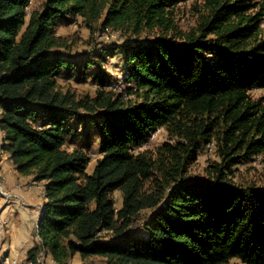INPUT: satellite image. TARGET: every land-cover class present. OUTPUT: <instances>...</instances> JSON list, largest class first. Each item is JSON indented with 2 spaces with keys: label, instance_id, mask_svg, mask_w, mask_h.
Wrapping results in <instances>:
<instances>
[{
  "label": "trees",
  "instance_id": "1",
  "mask_svg": "<svg viewBox=\"0 0 264 264\" xmlns=\"http://www.w3.org/2000/svg\"><path fill=\"white\" fill-rule=\"evenodd\" d=\"M186 1L44 0L30 12L32 0H0L1 149L45 188L27 260L264 264V189L232 179L242 162L264 165V103L251 97L264 89V0H206L182 33L167 9ZM78 18L164 33L74 54L57 30ZM110 56L120 57L126 95L58 88L91 79L105 89ZM162 128L171 141L157 156L140 151ZM213 140L208 177H189Z\"/></svg>",
  "mask_w": 264,
  "mask_h": 264
},
{
  "label": "rangeland",
  "instance_id": "2",
  "mask_svg": "<svg viewBox=\"0 0 264 264\" xmlns=\"http://www.w3.org/2000/svg\"><path fill=\"white\" fill-rule=\"evenodd\" d=\"M44 0H32L29 11H38ZM206 0H187L179 3L173 8H168L169 17L173 23L178 27V31L182 33L189 32L195 29L200 22L202 16L206 13ZM264 30V22H263ZM164 33L160 28L154 30H144L141 35L133 33L132 30H116L114 28L104 29L100 23L94 25L92 28L88 27L83 19L78 18L76 22L70 25L62 26L57 30V35L60 41L66 44V49L74 54H92L94 51H104L110 46L118 45L124 42L133 43L134 40L154 39ZM176 32L167 34L169 38L175 37ZM105 68L110 75L109 84L105 89L99 84L94 83L91 79L87 82H78L77 80L60 79L59 89L63 92H69L77 98L95 97L98 90H105L106 92L123 93L126 95L125 86L122 79L123 70L121 68L120 57H108ZM254 100H262L264 103V89L255 90L251 93ZM124 99L127 97L124 96ZM171 141L170 135L166 129H159L152 135L149 141L140 149L149 155L157 156L160 146L165 142ZM210 144V146H208ZM94 158L89 165L88 172H92L93 166L96 162ZM219 160L218 156V142L213 140L211 143H206L200 150L196 160L190 162L188 168V176L193 178L208 177L207 169L211 164ZM238 170L235 177H232L235 183L242 185L255 186L264 189V165L262 157H257L250 162H242L237 166ZM115 200L117 207L121 205V193H115ZM33 233H36V227L33 225ZM6 257V256H5ZM71 264H106L102 258H90L86 261H81L76 257ZM229 264H242L239 260H232Z\"/></svg>",
  "mask_w": 264,
  "mask_h": 264
},
{
  "label": "crops",
  "instance_id": "3",
  "mask_svg": "<svg viewBox=\"0 0 264 264\" xmlns=\"http://www.w3.org/2000/svg\"><path fill=\"white\" fill-rule=\"evenodd\" d=\"M3 132L0 129V262L5 256L27 259L28 251L39 242L37 228L44 204V183L32 176L20 174L1 149ZM22 184L23 188H15ZM32 185L29 189L28 186ZM3 192L11 196H4ZM6 221V225L2 223ZM33 225L36 233H33Z\"/></svg>",
  "mask_w": 264,
  "mask_h": 264
},
{
  "label": "built area",
  "instance_id": "4",
  "mask_svg": "<svg viewBox=\"0 0 264 264\" xmlns=\"http://www.w3.org/2000/svg\"><path fill=\"white\" fill-rule=\"evenodd\" d=\"M208 146H210V144L208 145ZM32 187V185H29L28 186V188L30 189ZM15 188L16 189H18V190H21L22 188H23V185L22 184H17L16 186H15ZM44 191H45V189L43 190V193H44ZM3 194H4V196H6V197H10L11 195L9 194V193H5V192H3ZM44 195V194H43ZM2 223L4 224V225H6V221H2ZM0 264H34L33 262H31V261H29V260H27V259H25V260H19V259H17V258H14V257H11V256H6V257H4L3 259H2V261L0 262ZM44 264H56L53 260H48V262L47 263H44Z\"/></svg>",
  "mask_w": 264,
  "mask_h": 264
},
{
  "label": "water",
  "instance_id": "5",
  "mask_svg": "<svg viewBox=\"0 0 264 264\" xmlns=\"http://www.w3.org/2000/svg\"><path fill=\"white\" fill-rule=\"evenodd\" d=\"M39 224V223H38Z\"/></svg>",
  "mask_w": 264,
  "mask_h": 264
}]
</instances>
